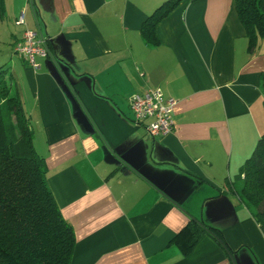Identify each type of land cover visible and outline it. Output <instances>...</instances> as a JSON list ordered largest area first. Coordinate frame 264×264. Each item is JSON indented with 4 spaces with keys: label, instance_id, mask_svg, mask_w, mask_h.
<instances>
[{
    "label": "crops",
    "instance_id": "0c3cea01",
    "mask_svg": "<svg viewBox=\"0 0 264 264\" xmlns=\"http://www.w3.org/2000/svg\"><path fill=\"white\" fill-rule=\"evenodd\" d=\"M164 1H5L0 54L73 228L70 264H264V224L238 195L264 133V37L249 49L234 0H182L151 46L141 26ZM26 28L48 40L36 69L13 52ZM149 87L176 100L167 135L133 120ZM190 221L230 251L206 230L187 250Z\"/></svg>",
    "mask_w": 264,
    "mask_h": 264
},
{
    "label": "trees",
    "instance_id": "16d2710c",
    "mask_svg": "<svg viewBox=\"0 0 264 264\" xmlns=\"http://www.w3.org/2000/svg\"><path fill=\"white\" fill-rule=\"evenodd\" d=\"M0 0V18L5 12ZM182 0H165L141 26L145 42L154 46L156 25ZM248 47L264 37V0H234ZM240 200L264 224V133L240 168ZM44 159L33 144L31 123L15 81L0 65V264H70L75 246L72 226L63 218L48 185ZM204 230L229 252L218 229L190 221L181 230L190 249Z\"/></svg>",
    "mask_w": 264,
    "mask_h": 264
},
{
    "label": "built area",
    "instance_id": "2783aa9c",
    "mask_svg": "<svg viewBox=\"0 0 264 264\" xmlns=\"http://www.w3.org/2000/svg\"><path fill=\"white\" fill-rule=\"evenodd\" d=\"M18 23L24 22V14L21 12L17 18ZM47 38L40 30L26 28L21 39L13 45V52L26 64L38 68L37 58L46 57L49 54ZM174 98H166L158 87H149L141 93L133 94L129 99V107L136 124L146 122L147 134L151 137L164 136L173 129Z\"/></svg>",
    "mask_w": 264,
    "mask_h": 264
},
{
    "label": "rangeland",
    "instance_id": "374dc122",
    "mask_svg": "<svg viewBox=\"0 0 264 264\" xmlns=\"http://www.w3.org/2000/svg\"><path fill=\"white\" fill-rule=\"evenodd\" d=\"M7 55V53H4V54H0V65H7L6 63V60H3L4 57Z\"/></svg>",
    "mask_w": 264,
    "mask_h": 264
},
{
    "label": "water",
    "instance_id": "95a60500",
    "mask_svg": "<svg viewBox=\"0 0 264 264\" xmlns=\"http://www.w3.org/2000/svg\"><path fill=\"white\" fill-rule=\"evenodd\" d=\"M229 256H230V259H231L232 263L235 264V261H234L232 255L230 254Z\"/></svg>",
    "mask_w": 264,
    "mask_h": 264
}]
</instances>
